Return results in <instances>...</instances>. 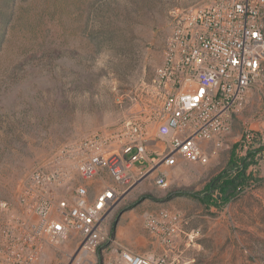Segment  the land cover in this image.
Returning a JSON list of instances; mask_svg holds the SVG:
<instances>
[{
  "label": "rangeland",
  "instance_id": "rangeland-1",
  "mask_svg": "<svg viewBox=\"0 0 264 264\" xmlns=\"http://www.w3.org/2000/svg\"><path fill=\"white\" fill-rule=\"evenodd\" d=\"M204 1L18 0L0 50V204L20 220L35 219L22 202L30 175L70 141L96 132L113 137L131 122L147 125L153 143L162 144L155 119L165 102L153 80L175 17ZM251 89L243 111L250 119L234 128L233 118L225 135L238 140L212 146L208 164L184 160L171 168L165 188L149 175L129 190L106 220L110 240L95 264H117L122 248L162 255L144 220L161 209L183 219L185 264H264V143L247 140L250 126L264 127V82ZM244 164L237 186L212 188ZM68 195L55 190L56 201ZM6 222L0 219V248ZM80 239L75 232L59 241L43 236L37 264H69Z\"/></svg>",
  "mask_w": 264,
  "mask_h": 264
},
{
  "label": "built area",
  "instance_id": "built-area-1",
  "mask_svg": "<svg viewBox=\"0 0 264 264\" xmlns=\"http://www.w3.org/2000/svg\"><path fill=\"white\" fill-rule=\"evenodd\" d=\"M263 11L264 0H205L179 13L153 80L165 102L155 119L154 137L162 144L153 143L147 125L130 122L113 137L96 132L63 145L32 172L22 195L35 219L20 220L7 202L0 204V219H7L0 264H37L43 236L59 241L73 232L81 239L69 264H95L97 250L110 240L106 220L129 190L149 175L165 188L181 158L208 164L209 143L223 147L250 89L264 82ZM247 132L248 140L259 136L264 143V127ZM104 178L109 180L94 187ZM59 188L69 195L56 201ZM144 220L166 250L148 255L122 248L117 264H183L172 255L185 233L181 215L161 209Z\"/></svg>",
  "mask_w": 264,
  "mask_h": 264
},
{
  "label": "trees",
  "instance_id": "trees-1",
  "mask_svg": "<svg viewBox=\"0 0 264 264\" xmlns=\"http://www.w3.org/2000/svg\"><path fill=\"white\" fill-rule=\"evenodd\" d=\"M17 1L18 0H0V50L2 49L9 24L14 14V7ZM232 154H234V150L232 151ZM246 168L247 165L244 164L243 166H237L235 170L231 168L229 170H226L224 175H219L215 179L212 188L220 187L222 190L227 192L231 187L237 186L240 179L244 177ZM228 172L234 173L229 176ZM200 243L204 245L205 241L200 240Z\"/></svg>",
  "mask_w": 264,
  "mask_h": 264
},
{
  "label": "crops",
  "instance_id": "crops-1",
  "mask_svg": "<svg viewBox=\"0 0 264 264\" xmlns=\"http://www.w3.org/2000/svg\"><path fill=\"white\" fill-rule=\"evenodd\" d=\"M254 96H255V89H250V91L248 93L249 100H252L254 98ZM243 113L244 112H242L239 115L234 116V128L239 127L241 125V122L242 123H246L250 119L249 116H244ZM258 127H261V126H258ZM252 128L258 129L257 127H252ZM238 138L239 137L237 136V137L232 138V139L236 142L238 140ZM232 139H230V140H232ZM225 140L228 141L229 138H225V136H224V141ZM224 144H225V142H224ZM209 145L212 147V146H214V143L211 142V143H209ZM226 147H229V145H227ZM183 161H184V159L181 158L180 159V162H183ZM184 241L185 240L182 237H180L179 240H178V242L176 243V245L172 248V255L175 256V257H177V258H179L180 262L183 261V258H182V255L181 254L185 250V248H184ZM158 243H159L160 247L162 248V250L165 251L166 248H167V246L165 244H163V242H161V239H159ZM185 245H188V244H185ZM182 263L185 264V262H182Z\"/></svg>",
  "mask_w": 264,
  "mask_h": 264
}]
</instances>
